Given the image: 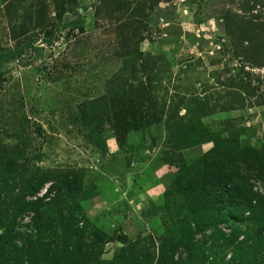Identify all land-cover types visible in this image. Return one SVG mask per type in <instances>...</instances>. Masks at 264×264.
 I'll list each match as a JSON object with an SVG mask.
<instances>
[{
    "label": "rangeland",
    "instance_id": "rangeland-1",
    "mask_svg": "<svg viewBox=\"0 0 264 264\" xmlns=\"http://www.w3.org/2000/svg\"><path fill=\"white\" fill-rule=\"evenodd\" d=\"M262 207L264 0H0V264H224Z\"/></svg>",
    "mask_w": 264,
    "mask_h": 264
},
{
    "label": "trees",
    "instance_id": "trees-1",
    "mask_svg": "<svg viewBox=\"0 0 264 264\" xmlns=\"http://www.w3.org/2000/svg\"><path fill=\"white\" fill-rule=\"evenodd\" d=\"M243 31L245 32V41L248 44H255L254 42L255 37L252 34L253 33V28H249V29H244ZM39 187H35L31 190L30 193V197L34 198L36 197V195L39 192ZM46 193H48V191H46ZM45 193V195H46ZM51 195V193H49ZM45 196L44 199L46 200H50L48 198V196ZM57 197V196H56ZM211 197V201L209 204H204L203 208L204 210H214V209H218V210H226L227 206L225 204L224 201H222L223 197H218L217 194L213 193L212 190H210V194L208 196V198ZM50 202H52V200H50ZM207 203V202H204ZM200 206V204H198ZM30 206H32L33 210L35 211V215L40 216V210H42L43 212V208L45 207V205H43L41 203V201L39 203H35V204H30ZM202 207V206H201ZM258 213H260L262 215V218H264V207L260 208V210L258 209L257 211ZM255 213V211L253 210L252 214ZM206 212H205V214ZM37 219V218H36ZM260 220V218H259ZM35 221V218H34ZM242 224H247L249 223V220L246 218L244 220H242L241 222ZM202 224L204 225V222H202ZM257 229L259 231H257V233L255 234V241L257 239H261L262 236H264V225H260L258 224V226H256ZM38 237L37 240H40L43 238V235H45L44 233H46V231H44L43 228L38 229ZM0 240H1V247L5 246V242H7L8 240V233H3L0 232ZM255 241L254 243L252 241H248V240H244V242L240 243L238 246L241 248V250H238V252H240V255H238V257H230L228 259L227 262H225L224 264H258L259 259L262 258V260H264V250H261V252L257 253L256 250H253V245H255ZM119 245H121V243H119ZM2 252H5V250H2ZM123 251H120L116 254H114L112 261L110 264H176L174 258H175V253L173 251L167 253L165 252V250H160V253L158 252V258H155L154 256L152 257L151 253L146 251L144 254L139 255L138 257L135 258H131L130 262L125 263L124 262V258L122 255ZM67 256L70 258L71 263L72 264H91V260H93L94 262H96L95 259V255L92 254H88L85 253L84 255L82 254V250H71L70 252L67 253ZM10 258H14V256L12 255ZM189 261V259H188ZM97 263V262H96ZM187 263V262H186ZM193 264L192 261L188 262L187 264ZM30 264H36L35 262H30ZM259 264H264V261H262V263L260 262Z\"/></svg>",
    "mask_w": 264,
    "mask_h": 264
}]
</instances>
